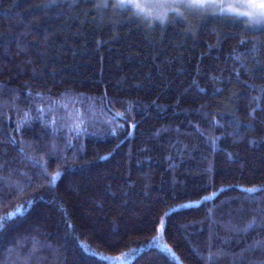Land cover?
<instances>
[{"label":"trees","instance_id":"1","mask_svg":"<svg viewBox=\"0 0 264 264\" xmlns=\"http://www.w3.org/2000/svg\"><path fill=\"white\" fill-rule=\"evenodd\" d=\"M98 3L0 0V264H264V28Z\"/></svg>","mask_w":264,"mask_h":264},{"label":"snow or ice","instance_id":"2","mask_svg":"<svg viewBox=\"0 0 264 264\" xmlns=\"http://www.w3.org/2000/svg\"><path fill=\"white\" fill-rule=\"evenodd\" d=\"M109 6L131 11V18L158 20L161 24L168 20L170 13L183 18L181 8L200 15L207 14L209 9H215L212 14L219 18L242 20L249 26L264 28V0H113L111 5L108 0H101V3L97 4V7ZM59 176L60 173L57 172L51 176V181L54 182ZM261 190L264 189H242L248 193Z\"/></svg>","mask_w":264,"mask_h":264},{"label":"rangeland","instance_id":"3","mask_svg":"<svg viewBox=\"0 0 264 264\" xmlns=\"http://www.w3.org/2000/svg\"><path fill=\"white\" fill-rule=\"evenodd\" d=\"M210 10H215V9H210ZM113 263V262H112Z\"/></svg>","mask_w":264,"mask_h":264}]
</instances>
